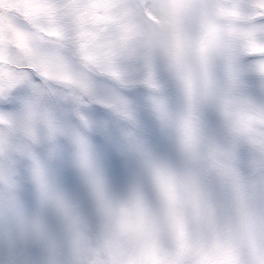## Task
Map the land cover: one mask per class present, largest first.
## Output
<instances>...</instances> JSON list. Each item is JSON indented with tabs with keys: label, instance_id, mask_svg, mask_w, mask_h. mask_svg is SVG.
Masks as SVG:
<instances>
[{
	"label": "rangeland",
	"instance_id": "obj_1",
	"mask_svg": "<svg viewBox=\"0 0 264 264\" xmlns=\"http://www.w3.org/2000/svg\"><path fill=\"white\" fill-rule=\"evenodd\" d=\"M0 264H264V0H0Z\"/></svg>",
	"mask_w": 264,
	"mask_h": 264
},
{
	"label": "snow or ice",
	"instance_id": "obj_2",
	"mask_svg": "<svg viewBox=\"0 0 264 264\" xmlns=\"http://www.w3.org/2000/svg\"><path fill=\"white\" fill-rule=\"evenodd\" d=\"M5 107H11V105H6ZM184 131H185V135H190L191 134V127H190V125L186 124ZM66 167H67L66 163H63L62 162V163L59 164V170H60V172H61L62 175H63V172H64V170H65Z\"/></svg>",
	"mask_w": 264,
	"mask_h": 264
}]
</instances>
